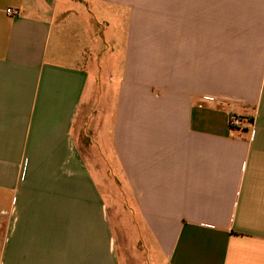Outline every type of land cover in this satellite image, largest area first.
Masks as SVG:
<instances>
[{
    "label": "crops",
    "instance_id": "crops-1",
    "mask_svg": "<svg viewBox=\"0 0 264 264\" xmlns=\"http://www.w3.org/2000/svg\"><path fill=\"white\" fill-rule=\"evenodd\" d=\"M118 27L107 157L147 262L264 264V0H0V264H142L76 141L88 46Z\"/></svg>",
    "mask_w": 264,
    "mask_h": 264
},
{
    "label": "rangeland",
    "instance_id": "rangeland-1",
    "mask_svg": "<svg viewBox=\"0 0 264 264\" xmlns=\"http://www.w3.org/2000/svg\"><path fill=\"white\" fill-rule=\"evenodd\" d=\"M142 14V18L137 19L140 22L137 25L146 26V22L150 18L145 16L144 11ZM91 23L93 24L94 20H91ZM115 32L116 34L111 37L107 35L106 29L103 34L100 31L99 35L93 37V46H88L89 50L86 52L83 66L88 69L90 75L84 91V101L76 116V141L78 147L81 149L84 163L90 173H93L92 177L98 185L107 217L113 224L112 231L114 236H122L121 233L124 231L125 235L128 234L133 239L135 238L136 243L133 245L137 246L141 251L142 264H151L147 262L148 259H151V255L146 249V244H142L139 237L145 235V231L136 225L139 224L136 213L127 209L123 204L121 179L117 177V173H115L116 178H114L109 171L111 162L114 160L113 157L110 159L107 157L111 155V152L108 150L109 143L106 137L108 132L106 130L113 121L117 105V88L120 78L115 77L116 73H114V69L116 67L119 69V66L122 64L124 42L122 28H116ZM111 38L113 41H111ZM141 41L145 47V50L142 49L141 51L142 62L148 61V66H144V63L141 64V70L143 73L148 71V74L153 76L156 74V63L162 59L159 57L160 52H158V48L156 49V45L159 42L156 36H146L143 34ZM103 48H108V50H103ZM149 48L151 50H148ZM107 58L109 59L108 64ZM98 129L102 130V133L96 147L93 142L97 138ZM99 150L101 156L98 154ZM96 151L98 155H94ZM97 165H99L103 172L99 171V173H96ZM113 169L115 170V166ZM107 183H109V194Z\"/></svg>",
    "mask_w": 264,
    "mask_h": 264
},
{
    "label": "built area",
    "instance_id": "built-area-1",
    "mask_svg": "<svg viewBox=\"0 0 264 264\" xmlns=\"http://www.w3.org/2000/svg\"><path fill=\"white\" fill-rule=\"evenodd\" d=\"M6 12L11 14V15H16L18 13V10L12 9V8H7ZM213 97L209 95H204L201 97L202 102H213ZM247 116L244 114H239L236 112H230L227 118V123L228 126L232 129H240L244 127L246 123ZM249 128H250V136L253 135V128H252V122H249Z\"/></svg>",
    "mask_w": 264,
    "mask_h": 264
}]
</instances>
